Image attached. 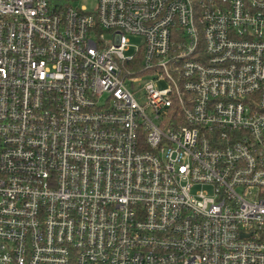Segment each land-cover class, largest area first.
I'll return each mask as SVG.
<instances>
[{
	"label": "built area",
	"instance_id": "2783aa9c",
	"mask_svg": "<svg viewBox=\"0 0 264 264\" xmlns=\"http://www.w3.org/2000/svg\"><path fill=\"white\" fill-rule=\"evenodd\" d=\"M76 2L0 0V264H264V0Z\"/></svg>",
	"mask_w": 264,
	"mask_h": 264
},
{
	"label": "rangeland",
	"instance_id": "374dc122",
	"mask_svg": "<svg viewBox=\"0 0 264 264\" xmlns=\"http://www.w3.org/2000/svg\"><path fill=\"white\" fill-rule=\"evenodd\" d=\"M92 0H78V2H76L77 4L76 5H78V4H83V2H87V4L89 3V2H91ZM129 40H130V42L132 43V44H137L138 43V40H136V39H134V38H129ZM126 54H128V53H126ZM147 80V78L144 76V82ZM144 82H140L139 84H135L134 86H135V88H134V90L133 91H136L137 89H140L141 88V86H142V84L144 83ZM135 97H136V99H137V101H139V103H144L145 102V100L143 99V91L142 90H140L138 93H135Z\"/></svg>",
	"mask_w": 264,
	"mask_h": 264
}]
</instances>
